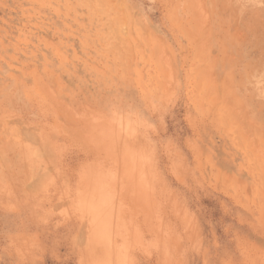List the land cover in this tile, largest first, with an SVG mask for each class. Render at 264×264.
Instances as JSON below:
<instances>
[{"label": "rangeland", "instance_id": "obj_1", "mask_svg": "<svg viewBox=\"0 0 264 264\" xmlns=\"http://www.w3.org/2000/svg\"><path fill=\"white\" fill-rule=\"evenodd\" d=\"M0 264H264V0H0Z\"/></svg>", "mask_w": 264, "mask_h": 264}]
</instances>
